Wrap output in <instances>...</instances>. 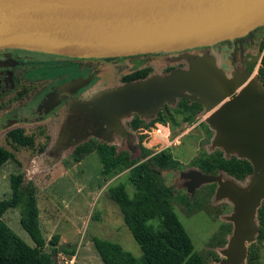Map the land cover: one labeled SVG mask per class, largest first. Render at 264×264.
<instances>
[{"label":"water","instance_id":"obj_1","mask_svg":"<svg viewBox=\"0 0 264 264\" xmlns=\"http://www.w3.org/2000/svg\"><path fill=\"white\" fill-rule=\"evenodd\" d=\"M263 26L264 0H0V49L72 58L183 51L243 37ZM178 58L190 67L105 88L76 102L55 150L59 157L90 137L111 142L113 131L123 130L122 118L133 113L151 117L182 98L205 104L210 110L206 121L215 130L211 147L248 160L253 172L238 184L192 170L187 174L193 177L190 189L217 182L216 198L232 202L227 218L233 231L216 264H245L264 202V85L257 74L228 73L212 55ZM91 79L79 76L58 85L39 111H53ZM73 247L59 244L58 250Z\"/></svg>","mask_w":264,"mask_h":264},{"label":"rangeland","instance_id":"obj_2","mask_svg":"<svg viewBox=\"0 0 264 264\" xmlns=\"http://www.w3.org/2000/svg\"><path fill=\"white\" fill-rule=\"evenodd\" d=\"M170 56L168 53L146 54L135 59L124 57L125 59L117 62L107 63L105 71L100 75L99 85L108 83L109 86L116 81V77L132 71L135 60H144L147 66L156 68ZM31 59H37L36 55L30 56L29 60ZM44 59L42 65L34 67L25 77L28 82L38 81L46 74L55 76L58 71L54 67L67 64L66 59H63V63L56 57ZM19 69L13 68L1 81L0 100L8 98L17 90L13 72ZM32 104L33 102L30 105ZM31 109L32 107L24 109V113L20 111L0 113V144L13 154V157L0 168V201L12 196V181L18 177L20 186L26 193L33 192L40 211L41 229L47 240L45 250L51 252L56 247L51 244L55 236H58L59 244L74 245L69 249L75 250L74 253L64 250L56 252L53 256L55 264H104L94 245V236L118 241L126 250L141 258L142 248L133 237L118 203L109 192L111 185L124 183L130 196L134 195L135 188L128 181L132 167L118 169L115 174H104L97 151L76 162L73 154L75 147L67 148L58 157L55 144L62 117L59 115L58 118L56 114L60 113L58 111L51 113L37 123L21 121L20 124L14 125L16 123L14 119L19 117L23 118L25 115L29 118L35 117L30 114ZM41 127L45 129V134L38 132ZM15 128H23L27 134H35L37 146H20L9 140L8 132ZM165 130L167 128L163 126L159 129L154 127L148 136L142 137L144 145L141 144L140 150L112 142L109 144L115 145L118 153H127L139 162L169 147L184 166V171L190 169L201 151L210 146V139L202 132L185 129L172 135L167 141ZM47 134L49 138H46ZM95 139L97 142H103ZM44 144L45 149L41 150ZM145 148L149 149L148 155H145ZM163 176L166 183L173 186L176 191L175 211L191 236L195 250L200 252L209 264H216L224 257L222 252L228 246L233 231V223L227 218L233 213L232 202L228 199H217L215 194L210 193L208 185L202 186L195 193H188L185 179L179 170L164 169ZM185 199L190 200V203L187 204ZM22 207L23 204L7 209L3 214V220L28 244L34 246L33 239L21 224ZM257 221L259 232L249 244V248H256L259 258L257 262L251 263L248 253L245 264H264V230L260 234L262 222L259 216Z\"/></svg>","mask_w":264,"mask_h":264},{"label":"trees","instance_id":"obj_3","mask_svg":"<svg viewBox=\"0 0 264 264\" xmlns=\"http://www.w3.org/2000/svg\"><path fill=\"white\" fill-rule=\"evenodd\" d=\"M38 54L51 56L40 52ZM149 69L137 70L127 75L125 81L143 79L148 76ZM259 78L264 85V55L259 69ZM50 82L38 84V92L44 90L43 88ZM181 102L194 103L187 99H181ZM181 106L183 107L181 112L189 110ZM38 132L46 133L42 127ZM7 137L16 145L37 146L36 135L27 134L23 128L10 130ZM46 138H49L48 134ZM40 149H45V144ZM145 149V155H148L149 149ZM93 151H97L100 155L104 174H115L118 169L132 167L128 174V181L135 188L134 195L130 196L124 183L111 185L109 192L118 203L126 225L143 251V256L137 258L120 242L94 236V245L104 264H209L203 255L195 250L191 236L175 211L176 191L173 186L166 183L163 176L164 169L180 166V162L169 147L139 162L127 153H118L115 145L107 141L97 142L93 137L75 147L73 153L75 161L80 162ZM12 157L13 154L0 144V168ZM203 162L207 169L224 168L231 175L241 179H245L253 172V166L248 160L236 156L228 159L223 157L222 152L205 157ZM12 187V196L0 201V264H55L53 256L59 251L58 236L51 240V244L56 247L51 252L46 251L47 240L41 229L36 196L32 191L26 193L25 189L20 186L19 177L12 181ZM185 202L189 204L190 200L185 199ZM21 204H23L21 224L33 239L34 246L28 244L3 220V214L7 209L18 207ZM258 216L262 222L260 228V234H262L264 202L259 208ZM64 251L75 252L69 249H64ZM258 258V250L250 247L249 261L255 263Z\"/></svg>","mask_w":264,"mask_h":264},{"label":"flooded vegetation","instance_id":"obj_4","mask_svg":"<svg viewBox=\"0 0 264 264\" xmlns=\"http://www.w3.org/2000/svg\"><path fill=\"white\" fill-rule=\"evenodd\" d=\"M263 42H264V26L259 27L255 31L243 37H239L231 40H225L222 42L215 43L213 45L195 47L183 51L170 52L168 54H170L171 56L166 61L161 62L156 68L147 66L144 60H135L133 62L132 71L124 73L120 77H116V81L109 86L108 83L99 85V79H101L100 75L103 71H105L106 68L105 64L111 62H117L120 59H125L124 57L72 58V57L61 56L50 53H46V54H50L51 56L48 55L40 56L38 54L39 52L37 53V51H29V50L17 49V48L0 49V75H1L0 83L4 78H6L5 75L8 74L9 71H11L13 68H20L17 72H13L15 84H17V90L14 92V94L9 96L8 98L0 100V113L4 111L5 112L20 111L24 113L23 111L24 109H27L28 107L29 108L32 107V109L30 110V114L35 115V117L29 118V116L25 115L23 118L19 117L17 119H14V121H16L14 125H18L20 124L19 122L21 121L37 123L40 120H44L51 113L58 111L60 114H56L57 116L56 115L55 116L59 118L60 115V118L62 117L60 131L58 134V138H59L61 129L64 123L67 121V119L70 118V115L72 114L71 110L76 102L89 100L96 93L100 92L105 88L120 86L128 82L125 81V77L137 70L150 68L148 70L149 71L148 76L143 78L146 79L153 75H166L170 73L172 70L177 68L188 69L190 67V63L186 59L184 58L176 59V57L184 53H191L195 56L205 55V54L212 55L217 58L219 65H221V67H223L228 73H231V71L247 72L249 75L257 74L259 77V69L262 61L261 57L264 52ZM160 53L167 54L164 52H160ZM150 54H156V53H150ZM34 55H36L37 59L29 60L30 56H34ZM145 55L146 54L128 56V57L135 59V58L143 57ZM45 57L48 58L56 57L62 60V63L66 59L67 61L65 62L67 64L66 66L59 65L57 67H54L58 71L55 76L46 74L45 77H40L39 80L37 79L38 81L28 82L29 80L25 79V77L33 71L34 67L36 66L38 67L42 65L43 64L42 62L43 60H45L44 59ZM62 63H58V64H62ZM4 70H8V71L6 72ZM79 76H83L85 78L92 76L91 82L87 87L79 90L77 94L63 101L53 111L47 114L43 112L44 109H42V111H39V106L43 102L47 93H49L58 85L66 81H70ZM48 81L51 82L48 85H46L43 88L44 90H42L39 93L37 90V85ZM20 94H22V96H20ZM31 102H33L32 105H30ZM190 102H194V103H182L181 99L177 100L175 103H167L164 106H162L155 115L151 117H143L137 113H133L132 115L123 117L122 118L123 130L121 132H117L114 130L112 133L113 140L111 142L117 143L118 145L121 146L122 145L128 147L132 146L134 147L135 150H137V148L140 150L141 144L144 145V143L141 141L142 137L148 136V133H150L154 129V127H157L158 129L160 128V126L167 128V130H165L167 133L166 138H168L167 141H169V138L172 135L177 134L178 132H181L185 129H188L189 131L196 130L197 132L204 133L206 137L210 139V146L207 147L206 150L201 151L199 157H197V159L194 160L193 165L190 169L184 171L183 168L184 166L182 165V163H180V166L177 168H166V170L170 169V170L180 171L182 178L185 179L186 191H188V193H195V191L201 188L202 186L208 185V187H210L209 188L210 193L216 194V190L218 186L217 182L204 183L195 187L193 190L190 189L191 182L193 181V177H188L187 174L192 170L202 172L203 174L221 175L223 180L225 181L232 180L238 184H244L245 182H247V179L250 177V174L246 176L245 179L244 178L241 179L234 175H231L224 168H216V169L206 168V165L203 162V160L205 157L209 155L222 152L223 157H226L228 159L234 156L236 157L238 156L236 154L228 156L225 154L224 150L221 147H215V148L211 147L215 130L206 121L210 113V110L203 103L193 100H190ZM181 105L187 107L189 110L181 112L180 110H183V107ZM98 139L105 141L104 139L101 138ZM74 147H76V145Z\"/></svg>","mask_w":264,"mask_h":264}]
</instances>
